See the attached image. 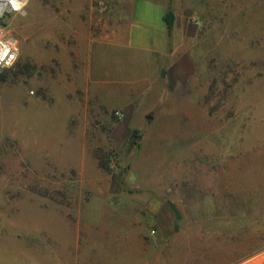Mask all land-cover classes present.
I'll return each mask as SVG.
<instances>
[{"label":"rangeland","instance_id":"obj_1","mask_svg":"<svg viewBox=\"0 0 264 264\" xmlns=\"http://www.w3.org/2000/svg\"><path fill=\"white\" fill-rule=\"evenodd\" d=\"M121 1L6 20L0 264H264V0H154L173 21L149 80L128 83L143 54L119 49L133 72L82 85L74 40L127 23ZM90 8L99 28H75Z\"/></svg>","mask_w":264,"mask_h":264},{"label":"crops","instance_id":"obj_2","mask_svg":"<svg viewBox=\"0 0 264 264\" xmlns=\"http://www.w3.org/2000/svg\"><path fill=\"white\" fill-rule=\"evenodd\" d=\"M129 1L131 12L127 23L114 22L111 26L106 23L103 28L110 29L109 33L103 32L95 37L89 34L84 41L75 38V46L80 49L75 48V63L69 61L71 63L69 70L72 77L79 79L82 85L90 84L91 80H94L96 85L108 81L117 82L122 79L120 77L133 72L135 67L123 64L120 66L116 58L113 59V64L108 63L109 55L119 49H135L143 54L141 57L143 67L139 73L133 72L129 76L128 83L136 85L149 80L148 69L151 59L163 54L166 46L165 6L162 2L154 0ZM93 14L94 11L90 8L85 13L86 20L77 21L75 28L96 29L100 21L95 22ZM121 16L122 12L119 11L117 17Z\"/></svg>","mask_w":264,"mask_h":264},{"label":"built area","instance_id":"obj_3","mask_svg":"<svg viewBox=\"0 0 264 264\" xmlns=\"http://www.w3.org/2000/svg\"><path fill=\"white\" fill-rule=\"evenodd\" d=\"M0 72L11 68L19 55L18 40L7 30L6 20L12 14L22 12L25 3L14 6L11 0H0Z\"/></svg>","mask_w":264,"mask_h":264},{"label":"trees","instance_id":"obj_4","mask_svg":"<svg viewBox=\"0 0 264 264\" xmlns=\"http://www.w3.org/2000/svg\"><path fill=\"white\" fill-rule=\"evenodd\" d=\"M172 21H173V15L170 11H167V13H165L164 15V22L167 28V31L170 32L171 27H172ZM99 166L107 171V172H111L110 170V163H109V159L106 158H101L99 161Z\"/></svg>","mask_w":264,"mask_h":264},{"label":"bare ground","instance_id":"obj_5","mask_svg":"<svg viewBox=\"0 0 264 264\" xmlns=\"http://www.w3.org/2000/svg\"><path fill=\"white\" fill-rule=\"evenodd\" d=\"M11 2L14 6H19L24 2V0H15V1H11ZM0 8H1V4H0Z\"/></svg>","mask_w":264,"mask_h":264}]
</instances>
